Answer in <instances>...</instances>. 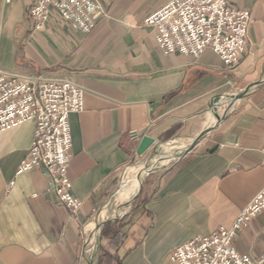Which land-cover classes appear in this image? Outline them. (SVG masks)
<instances>
[{
    "label": "crops",
    "instance_id": "0c3cea01",
    "mask_svg": "<svg viewBox=\"0 0 264 264\" xmlns=\"http://www.w3.org/2000/svg\"><path fill=\"white\" fill-rule=\"evenodd\" d=\"M169 1L98 0L97 24L84 35L57 13L36 30L34 0H0V74L68 80L85 90V109L70 115L68 177L82 202L76 212L58 199L43 168L18 173L36 122L0 133V264H81L91 235L96 264H179L170 258L176 246L230 227L264 188L263 81L193 149L155 165L140 177L139 191L115 206L127 170L157 160L165 145L184 150L214 122L213 106L223 109L264 80V0H229L252 16L234 70L212 49L197 58L163 51L144 20ZM134 134L155 144L139 155ZM234 246L242 255H264V211Z\"/></svg>",
    "mask_w": 264,
    "mask_h": 264
},
{
    "label": "built area",
    "instance_id": "2783aa9c",
    "mask_svg": "<svg viewBox=\"0 0 264 264\" xmlns=\"http://www.w3.org/2000/svg\"><path fill=\"white\" fill-rule=\"evenodd\" d=\"M98 0H34L29 10L36 30H43L53 13L73 29L90 34L97 24ZM154 29L157 44L167 54L179 52L199 57L212 49L234 70L244 56L249 10L232 7L229 0H170L144 20ZM85 109V90L68 81L0 74V133L35 121L36 129L28 155L18 173L36 167L49 175L52 191L76 212L81 200L73 193L68 169L73 157L70 115ZM264 167V145L262 148ZM264 211V188L235 218L230 227L220 226L209 235H197L176 246L170 258L179 264H264V255L240 254L235 239L245 226Z\"/></svg>",
    "mask_w": 264,
    "mask_h": 264
},
{
    "label": "rangeland",
    "instance_id": "374dc122",
    "mask_svg": "<svg viewBox=\"0 0 264 264\" xmlns=\"http://www.w3.org/2000/svg\"><path fill=\"white\" fill-rule=\"evenodd\" d=\"M238 95V92L234 94V96ZM230 101V100H229ZM229 101L225 104V106L229 103ZM222 107L223 109L225 108ZM220 108V107H219ZM180 151L176 150L172 145H165L163 149H161L159 155L157 156V160L153 162H147V163H141L140 165L133 166L129 170H127V173L125 174V182H124V188L121 190L122 194L120 193L118 199L115 201V206L120 203H125L128 199L132 198V196L135 194L133 193L134 190H136L139 187V182L137 177L142 176L146 172L149 171V169L154 168L155 165L157 166H166L170 163L172 157L174 156L175 152ZM125 191H130V194H126ZM137 192V191H136ZM94 234V233H93ZM93 235L89 236V239L92 238ZM92 242V241H91ZM94 240L91 244L86 243L85 244V251H86V259L82 261L81 264H85L86 260L90 262V264H96V260L94 256L92 257L91 254L93 251H95V247L93 245Z\"/></svg>",
    "mask_w": 264,
    "mask_h": 264
},
{
    "label": "water",
    "instance_id": "95a60500",
    "mask_svg": "<svg viewBox=\"0 0 264 264\" xmlns=\"http://www.w3.org/2000/svg\"><path fill=\"white\" fill-rule=\"evenodd\" d=\"M263 81L264 80L257 81L255 83L249 84L247 87H245V89H244V91L242 93H240V94H238L236 96H233L224 109L220 110L218 105L213 106L212 109H211V112L214 115V122L211 125H209L208 127H206L204 129V131L198 133L194 137L193 142L188 147H186L184 150H182V151H180L178 153H175L174 157H181V156L187 154L191 149H193L204 138V136L207 135V133L213 131L217 127V125L219 124V122L224 117V114H225L226 110L229 108L230 105L235 103L237 100L243 98L253 86H255V85H257V84H259V83H261ZM219 101H220V98L217 97L215 102L219 103ZM154 144H155V139L153 137L147 135V134H141V135L134 134V135H132L131 146H132L133 149L136 150V152L139 155H143ZM99 233H101V229H100ZM106 250L111 252V253H114V251L111 249L110 245H108L106 247Z\"/></svg>",
    "mask_w": 264,
    "mask_h": 264
},
{
    "label": "bare ground",
    "instance_id": "6f19581e",
    "mask_svg": "<svg viewBox=\"0 0 264 264\" xmlns=\"http://www.w3.org/2000/svg\"><path fill=\"white\" fill-rule=\"evenodd\" d=\"M211 114V113H210ZM173 146H174V144H172ZM188 145V144H187ZM177 146V145H176ZM137 179H138V182H139V187H138V190H137V192L139 191V189H140V176H138L137 177ZM126 192V194H130L129 192L130 191H125ZM135 192V190L133 191V193ZM115 214V212L113 213V215ZM91 227H93V226H95V229H94V233H96V232H98L99 230H100V226H101V224L100 223H98V224H96L95 225V223H92L91 225H90ZM91 241V239L90 240H88L87 241V243L89 244V242ZM85 264H90V262L88 261V260H86V263Z\"/></svg>",
    "mask_w": 264,
    "mask_h": 264
}]
</instances>
